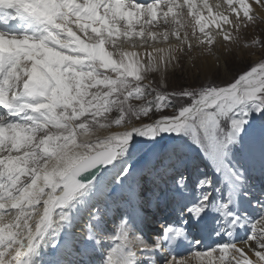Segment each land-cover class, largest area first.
<instances>
[{
	"label": "snow or ice",
	"instance_id": "snow-or-ice-1",
	"mask_svg": "<svg viewBox=\"0 0 264 264\" xmlns=\"http://www.w3.org/2000/svg\"><path fill=\"white\" fill-rule=\"evenodd\" d=\"M264 0H0V264H264Z\"/></svg>",
	"mask_w": 264,
	"mask_h": 264
},
{
	"label": "rangeland",
	"instance_id": "rangeland-1",
	"mask_svg": "<svg viewBox=\"0 0 264 264\" xmlns=\"http://www.w3.org/2000/svg\"><path fill=\"white\" fill-rule=\"evenodd\" d=\"M264 33V23L258 24V30L257 35ZM264 53V50L261 49H255V50H249V49H240L237 50L234 55L237 59V62L248 59V60H257L260 58L261 54Z\"/></svg>",
	"mask_w": 264,
	"mask_h": 264
},
{
	"label": "bare ground",
	"instance_id": "bare-ground-1",
	"mask_svg": "<svg viewBox=\"0 0 264 264\" xmlns=\"http://www.w3.org/2000/svg\"><path fill=\"white\" fill-rule=\"evenodd\" d=\"M257 30H258V24L255 27V34H257Z\"/></svg>",
	"mask_w": 264,
	"mask_h": 264
}]
</instances>
